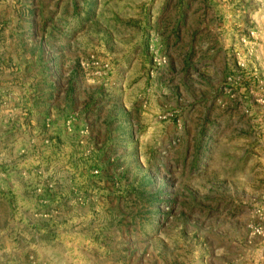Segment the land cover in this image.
Returning a JSON list of instances; mask_svg holds the SVG:
<instances>
[{"label": "rangeland", "instance_id": "obj_1", "mask_svg": "<svg viewBox=\"0 0 264 264\" xmlns=\"http://www.w3.org/2000/svg\"><path fill=\"white\" fill-rule=\"evenodd\" d=\"M122 1L0 0V264H264V0Z\"/></svg>", "mask_w": 264, "mask_h": 264}, {"label": "crops", "instance_id": "obj_2", "mask_svg": "<svg viewBox=\"0 0 264 264\" xmlns=\"http://www.w3.org/2000/svg\"><path fill=\"white\" fill-rule=\"evenodd\" d=\"M122 3H127V12L132 10L145 25L151 26L160 43L183 45L185 57L204 44L200 39L202 34L219 29V23L211 24L204 4L192 0H123Z\"/></svg>", "mask_w": 264, "mask_h": 264}]
</instances>
